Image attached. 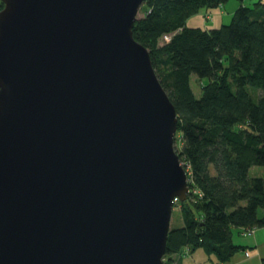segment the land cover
Listing matches in <instances>:
<instances>
[{
	"label": "water",
	"instance_id": "1",
	"mask_svg": "<svg viewBox=\"0 0 264 264\" xmlns=\"http://www.w3.org/2000/svg\"><path fill=\"white\" fill-rule=\"evenodd\" d=\"M144 1L0 0V264H163L189 187Z\"/></svg>",
	"mask_w": 264,
	"mask_h": 264
},
{
	"label": "trees",
	"instance_id": "2",
	"mask_svg": "<svg viewBox=\"0 0 264 264\" xmlns=\"http://www.w3.org/2000/svg\"><path fill=\"white\" fill-rule=\"evenodd\" d=\"M228 1L145 0L132 28L175 108V151L189 187L178 204L183 225L169 228L163 264L183 248L225 264L245 251L232 243L234 231L264 227V4H240L219 28L186 26L199 10ZM192 77L201 82L198 98ZM253 167L262 175L250 176Z\"/></svg>",
	"mask_w": 264,
	"mask_h": 264
},
{
	"label": "crops",
	"instance_id": "3",
	"mask_svg": "<svg viewBox=\"0 0 264 264\" xmlns=\"http://www.w3.org/2000/svg\"><path fill=\"white\" fill-rule=\"evenodd\" d=\"M257 3H263L264 4V0H242L241 3L238 1H235V0H230L227 3L223 4L222 6H218V7L213 8V9H201L195 15H200L202 22L200 25H198L195 28H201V29H205V30L219 28V27H216L218 24L226 23V21L231 20L234 12L236 11V9L239 7L240 4H242L246 7H253ZM190 18H188L186 20V26L187 27H189L187 25V22L190 20ZM191 28H193V27H191ZM261 175H262V173H260L259 176H261ZM263 214H264L263 210L259 211V215L262 216ZM182 225H183V221H181L179 223L178 227H180ZM248 238H249V240L246 241L245 245H239V246L244 247L245 251H242L241 255H238V253L235 254L225 264H262L261 262L264 259V227L254 229L253 233L250 236H248ZM198 251H201L202 255H199L197 257H193V255L196 256ZM245 252L248 253V257L244 256ZM188 256H189L188 259L190 260L189 264H206L207 260L209 261L210 264L214 263V259L211 257H207L201 249H198L194 252H191ZM236 256H239V257L236 259ZM176 258H177V255H176ZM176 258H174V259L176 260ZM195 258L199 262L196 263ZM178 264H188V263H185L184 261L180 260V262Z\"/></svg>",
	"mask_w": 264,
	"mask_h": 264
},
{
	"label": "rangeland",
	"instance_id": "4",
	"mask_svg": "<svg viewBox=\"0 0 264 264\" xmlns=\"http://www.w3.org/2000/svg\"><path fill=\"white\" fill-rule=\"evenodd\" d=\"M201 20L202 19L200 18V15H194L187 22V25L189 27L195 28V27H197L198 25L201 24V22H202ZM230 21H226V23L218 24L216 27H220L222 25H228L230 23ZM168 37L169 36H164L161 39H159L158 44L159 45H162L163 42L168 39ZM191 85H192V88H193V92H194L195 97L198 98L199 97V93H200L199 91H200V87H201V82L197 81L196 78L192 77L191 78ZM175 147L178 149L180 147V143L179 142L175 143ZM180 164L182 165V163H180ZM262 171L263 170L260 167H253L249 173H250V176H259L260 173H262ZM170 220H171L170 221V226L173 227V228H177L179 226V223L182 221V215H181V212H180V209H179L178 206H175L173 208L172 213H171V219ZM247 240H249L248 236H242L241 234L237 233L236 231H234L233 234H232V243L235 244V245H238V246L239 245H245V243H246ZM201 253H202L201 251H198V253L196 254V256L193 255V257H197L199 255H202ZM241 254H242V251H239L238 252V255H241ZM238 257L239 256H236V259ZM188 258H189V256H180V257H177L176 260H175V263L178 264L180 262V260H182L185 263H188L189 264V261L190 260ZM195 260H196V263L199 262V261H197L196 258H195ZM206 264H210L208 260H207Z\"/></svg>",
	"mask_w": 264,
	"mask_h": 264
},
{
	"label": "built area",
	"instance_id": "5",
	"mask_svg": "<svg viewBox=\"0 0 264 264\" xmlns=\"http://www.w3.org/2000/svg\"><path fill=\"white\" fill-rule=\"evenodd\" d=\"M192 193L193 194H198V191L196 190V189H194V190H192ZM180 202H179V200H178V198H174L173 199V206L175 207V206H178V204H179ZM253 230L254 229H247V230H242L241 231V235L242 236H250L252 233H253ZM190 254V252H189V249L188 248H183L182 250H181V252L179 253V255L180 256H188ZM244 256L245 257H248V253H244ZM172 264H176L175 262L174 263H172Z\"/></svg>",
	"mask_w": 264,
	"mask_h": 264
}]
</instances>
